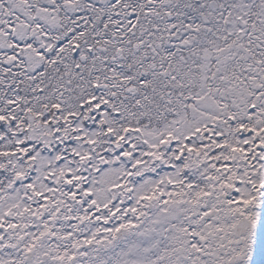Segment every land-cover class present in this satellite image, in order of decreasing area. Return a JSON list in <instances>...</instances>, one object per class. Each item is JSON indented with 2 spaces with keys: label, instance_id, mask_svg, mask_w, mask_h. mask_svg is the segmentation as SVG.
I'll return each mask as SVG.
<instances>
[{
  "label": "snow or ice",
  "instance_id": "1",
  "mask_svg": "<svg viewBox=\"0 0 264 264\" xmlns=\"http://www.w3.org/2000/svg\"><path fill=\"white\" fill-rule=\"evenodd\" d=\"M0 264H264V0H0Z\"/></svg>",
  "mask_w": 264,
  "mask_h": 264
}]
</instances>
